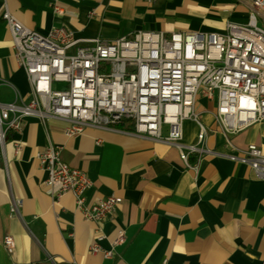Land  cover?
Here are the masks:
<instances>
[{
  "label": "crops",
  "instance_id": "0c3cea01",
  "mask_svg": "<svg viewBox=\"0 0 264 264\" xmlns=\"http://www.w3.org/2000/svg\"><path fill=\"white\" fill-rule=\"evenodd\" d=\"M26 28L46 34L66 27L79 46L93 39L113 41L138 31L223 33L227 21L246 23L247 9L234 0H0ZM58 6L62 13H56ZM243 21V22H242ZM12 37L0 18V103L29 100L30 86L17 66ZM215 101L199 98V122L206 129L205 147L217 155L203 156L196 170L184 167L173 145L129 132L86 128L65 137L64 124L43 126L34 117L22 120L0 155V264H264V181L245 165L224 157L231 149L215 120ZM184 145L196 143L199 127L182 124ZM168 128L162 129L166 137ZM234 148L256 145L264 155V121L229 136ZM48 140L62 161L84 171L92 186L86 205L108 196L122 199L113 217L86 221L71 194L51 198L45 173L35 154ZM20 144L15 152L13 144ZM195 155H190L194 163ZM20 199V217L10 214ZM118 231L125 243L112 246ZM98 245L112 257L91 254ZM5 237L13 239L8 253Z\"/></svg>",
  "mask_w": 264,
  "mask_h": 264
},
{
  "label": "built area",
  "instance_id": "2783aa9c",
  "mask_svg": "<svg viewBox=\"0 0 264 264\" xmlns=\"http://www.w3.org/2000/svg\"><path fill=\"white\" fill-rule=\"evenodd\" d=\"M234 2L247 9L248 20L227 21L223 33L138 31L113 41L96 38L86 47L79 46L82 41L66 27L46 34L26 28L4 5L0 18L12 37L30 98L18 104L15 94L13 103H0L2 153L8 133L20 132L25 117H34L43 126L59 121L67 138L86 128L118 131L127 125L135 136L175 146L184 167L196 170L203 156L217 155L205 147L207 133L196 111L197 100L204 98L216 103L214 120L231 149L224 157L247 166L264 181L262 151L253 144L238 150L229 139L264 121V0ZM54 11L62 13L58 6ZM186 120L199 127L193 145L181 143ZM165 126L168 134L163 137ZM13 146L18 153L20 144ZM190 155L196 156L194 163ZM35 158L46 175L44 187L51 198L71 194L86 221L99 223L114 216L122 199L111 195L86 205L91 180L84 171L64 163L49 140ZM21 207L20 199H12L10 214L20 217ZM103 238L98 234L89 251L110 258L112 251L98 245ZM124 243V233L118 231L112 246ZM3 244L11 253L13 239L5 237Z\"/></svg>",
  "mask_w": 264,
  "mask_h": 264
},
{
  "label": "trees",
  "instance_id": "16d2710c",
  "mask_svg": "<svg viewBox=\"0 0 264 264\" xmlns=\"http://www.w3.org/2000/svg\"><path fill=\"white\" fill-rule=\"evenodd\" d=\"M11 134H12V133H8V135H7V137H6V140H5V145L10 141Z\"/></svg>",
  "mask_w": 264,
  "mask_h": 264
},
{
  "label": "rangeland",
  "instance_id": "374dc122",
  "mask_svg": "<svg viewBox=\"0 0 264 264\" xmlns=\"http://www.w3.org/2000/svg\"><path fill=\"white\" fill-rule=\"evenodd\" d=\"M240 6V5H239ZM243 22V21H242ZM2 86H0V99H1V93H2Z\"/></svg>",
  "mask_w": 264,
  "mask_h": 264
},
{
  "label": "water",
  "instance_id": "95a60500",
  "mask_svg": "<svg viewBox=\"0 0 264 264\" xmlns=\"http://www.w3.org/2000/svg\"><path fill=\"white\" fill-rule=\"evenodd\" d=\"M1 153H2V150H1V146H0V155H1Z\"/></svg>",
  "mask_w": 264,
  "mask_h": 264
}]
</instances>
